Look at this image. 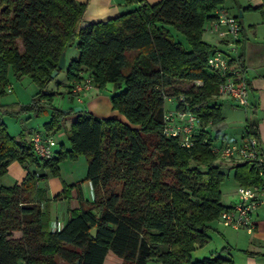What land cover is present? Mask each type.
Wrapping results in <instances>:
<instances>
[{
  "label": "trees",
  "instance_id": "obj_1",
  "mask_svg": "<svg viewBox=\"0 0 264 264\" xmlns=\"http://www.w3.org/2000/svg\"><path fill=\"white\" fill-rule=\"evenodd\" d=\"M224 2L127 0L137 7L85 26L88 5L77 0H0V96L6 93L9 67L17 79L27 76L40 89L29 106L0 108V115L39 114L42 102L54 96L49 84L66 69L70 92L74 81L85 76L101 91L113 84V110L128 121L99 118L83 108L66 132L69 148L61 145L47 160L37 158L29 133L12 137L0 122V176L13 161L37 168L19 185H0V264H60L59 259L105 264L109 253L120 264H231L222 256L229 247L201 260L191 256L209 243L208 231L228 208L221 202L225 165L211 151L209 133L202 129L191 148L163 133L164 97L176 98V108L198 116L202 128L223 121L221 108L211 103L220 96L221 79L207 65L216 48L203 41V34ZM244 10L260 13L264 24V0ZM169 26L185 35L189 49ZM75 42L78 57L59 68ZM240 60L243 65L242 53ZM179 83L190 87L182 89ZM74 113L75 108L53 109L44 132L59 131ZM247 127L246 137L260 143L257 120ZM80 155L88 161L85 181L93 200H85L81 183L68 185L54 200H68L69 218L53 231L40 204L45 190L38 182L47 177L40 170L57 175L61 161ZM232 169L241 186L264 184V163L234 164ZM94 228L95 239L90 234Z\"/></svg>",
  "mask_w": 264,
  "mask_h": 264
},
{
  "label": "rangeland",
  "instance_id": "obj_2",
  "mask_svg": "<svg viewBox=\"0 0 264 264\" xmlns=\"http://www.w3.org/2000/svg\"><path fill=\"white\" fill-rule=\"evenodd\" d=\"M252 4V0H225L222 7L232 16H239L240 12L243 13V18H240V21H243V27L245 32L247 33V37L250 40L257 39L259 41H264V24L262 20V16L258 12L244 10V7ZM251 24V26H250ZM174 37L178 40H181L185 47H188L186 42V37L182 33L175 30L173 27H168ZM203 40L210 44L215 43L219 40L217 34L210 30L209 23L205 24V32L203 34ZM69 60L73 58H77L79 51L77 49L76 42L67 49ZM71 56V57H70ZM182 89H188L190 86L186 84L179 83L177 85ZM11 91H8V89ZM94 89L88 93L86 96V102L83 103L84 109L89 113L96 115L97 117L106 118L109 117L107 114L108 102L111 99L112 93L114 92L113 87L109 86L108 88L102 90L101 97L105 100H101L98 102V98H91V95H94ZM6 93L0 96V108L8 109L14 108L19 109L20 107L29 106L36 95L39 93L40 89L36 83H34L29 77L24 76L20 79H17L14 76L12 67H9L7 72V84L5 86ZM48 91L50 93H54L51 101H43L42 102V111L39 114L34 112H26L20 113L18 116H10L9 114L0 115V122L6 124V129L10 136L19 138L22 132L28 131H36V132H44V124L48 122L51 118L53 109H63L69 110L70 108H74L76 101L71 98V92L69 87L67 86V77L66 71L59 74L54 81H52L48 86ZM70 95V96H69ZM166 109H173V106L176 105V102L173 101L169 103L166 101ZM172 104V105H171ZM65 123L61 122V129L59 131H55L54 140L56 141L55 150L59 151L61 145L65 148L69 147V142L66 135ZM68 131V130H67ZM65 132V134H63ZM87 158L84 155L78 156L76 159H65L59 163V172L57 175L53 174L49 169L40 170V173L46 175L44 179L39 180L38 186L45 190V198L44 201L41 202V208L43 211L48 212L49 216V227L56 220H59L66 214V210L68 208V201L66 199H62L59 201H55L51 199L50 194L53 191L56 195L62 193L66 190V187L71 184L81 183L82 191L85 200L92 201L93 200V191L90 189L89 182L85 181L87 174ZM24 164L19 161H13L11 165L8 167L7 172L0 176V184H13L19 183L21 184L24 179ZM35 166V165H34ZM31 172L37 171V168L30 169ZM23 178V179H22ZM223 191V203L226 202L237 203L238 202V194H236V190L238 188L237 182L231 173L229 176L227 175L224 183L221 185ZM216 228L219 231L220 236L229 237L232 235L245 234L246 231L243 230H231L225 228L220 219L215 221ZM241 231V232H239ZM245 232V233H244ZM247 239V238H245ZM60 264H67L61 259H59ZM105 264H120V261L112 254L106 258ZM150 264H160L159 262H151Z\"/></svg>",
  "mask_w": 264,
  "mask_h": 264
},
{
  "label": "crops",
  "instance_id": "obj_3",
  "mask_svg": "<svg viewBox=\"0 0 264 264\" xmlns=\"http://www.w3.org/2000/svg\"><path fill=\"white\" fill-rule=\"evenodd\" d=\"M81 3L87 4V11L84 16L83 25L97 23V22H106L110 19L116 18L125 12H129L134 10L137 7V4H128L127 0H77ZM149 4H156L160 0H145ZM262 4V0H252L253 7H258ZM249 6V5H248ZM224 8V7H223ZM242 12V11H241ZM240 18H243V13ZM210 24V23H209ZM241 24V41H240V50L243 55V65L245 69V75L247 81L249 83V104L247 107L240 106L237 102L232 100L229 97L218 96L212 100V105L216 104L221 108V114L223 115V121L217 125H208L206 127L207 132L209 133V138L214 145L217 146H232L239 145L246 137V130L248 123L256 119L258 122V132L259 139L261 140L259 143L260 153L262 158L264 159V41H259L257 39L250 40L247 37V33L244 30L243 21H240ZM251 26V24H250ZM210 27V25H209ZM211 30V28H210ZM212 31V30H211ZM204 41V40H203ZM206 42V41H204ZM207 43V42H206ZM220 40H217L215 43L207 45H211L213 47H218ZM77 45V42H76ZM66 56V67L68 66L71 58L68 56V51L65 53ZM71 57V56H70ZM69 58V59H68ZM66 71V69H65ZM109 86L113 87V84H108L106 88ZM94 95H91V98H98V102L101 100H105L101 97V89L93 87ZM93 88L90 90L92 91ZM8 91H11L9 88ZM87 91L83 95H81V102L76 101L74 108L83 107V103L86 102V96H88ZM70 96V95H69ZM73 98L72 96H70ZM74 99V98H73ZM171 103V102H170ZM172 105V104H171ZM167 104L165 105L166 109ZM111 99L108 102L107 114L109 117L106 118H115L124 123H127V119L120 114L118 111L113 110ZM173 106V108H175ZM71 114L64 118L65 130H69L71 124L75 122L78 117V112ZM96 116V115H95ZM101 118V117H100ZM44 131V130H43ZM36 131H28L29 136L27 139L31 138V135ZM53 133L50 136H54ZM65 134V132L63 133ZM54 138V137H53ZM69 148V147H68ZM223 171L226 175H230L231 173L234 176V170L232 167L233 163H224ZM10 166V165H9ZM24 178L30 169L35 166L30 163H24ZM23 179V178H22ZM19 185V183L13 184H0L1 186L11 187L14 185ZM72 185V184H71ZM90 189L93 191L91 184ZM238 187L241 186L237 183ZM238 189V188H237ZM222 191V188H221ZM237 194V190H236ZM93 195V194H92ZM50 198L54 199L56 194L51 191ZM224 194L222 191V198ZM68 201V200H67ZM224 206L233 205V201L223 203ZM69 218V202L68 208L66 210V214H63L59 220H56L54 223L58 224V230L61 229L67 222ZM253 220L256 224V229L252 234L246 232L245 234L232 235L229 237L220 236L218 229L216 228L215 222L212 224V228L208 231L207 235L210 238L209 243L204 245L203 247H197L191 253L193 260H201L205 257H208L216 252H220L223 249L229 247L230 251L228 253L223 254L222 256L225 259L231 261V264H264V209H259L253 217ZM238 232V231H237ZM241 232V231H239ZM245 233V232H244ZM247 238V239H245ZM60 263V262H59Z\"/></svg>",
  "mask_w": 264,
  "mask_h": 264
},
{
  "label": "built area",
  "instance_id": "obj_4",
  "mask_svg": "<svg viewBox=\"0 0 264 264\" xmlns=\"http://www.w3.org/2000/svg\"><path fill=\"white\" fill-rule=\"evenodd\" d=\"M211 30L217 34L220 43L215 51L207 59L208 67L217 73L221 79L219 95L229 97L240 106L249 104V83L245 75L244 66L240 60L241 24L237 16L230 15L223 7L215 11V19L209 22ZM201 85V82H198ZM94 87L93 79L85 76L83 80L72 84L71 96L81 102V95ZM166 101L176 102V98L164 97ZM179 101L184 102L181 96ZM164 135L168 138H177L183 148L194 146V137L206 128L201 127L198 116L189 110L180 111L176 107L165 110ZM30 141L38 159H51L55 154L56 141L45 132H35ZM259 140L247 138L239 145L217 146L210 144L211 151L217 155L222 163H264L260 153ZM204 143H209L205 138ZM260 176L264 177L260 171ZM238 202L224 210L219 219L225 228L231 230H243L252 234L256 229L254 215L259 209H264V184L260 186H239L237 189ZM52 230H58V224L54 223ZM60 230V229H59Z\"/></svg>",
  "mask_w": 264,
  "mask_h": 264
},
{
  "label": "water",
  "instance_id": "obj_5",
  "mask_svg": "<svg viewBox=\"0 0 264 264\" xmlns=\"http://www.w3.org/2000/svg\"><path fill=\"white\" fill-rule=\"evenodd\" d=\"M242 16V12H240V17ZM59 68L65 69L66 68V56L65 54L62 55L60 62H59ZM57 75V72L53 73L52 76L55 77ZM84 107H76V111H81L83 110ZM91 236L95 239L97 237V229H92L90 232ZM78 264V263H77Z\"/></svg>",
  "mask_w": 264,
  "mask_h": 264
}]
</instances>
